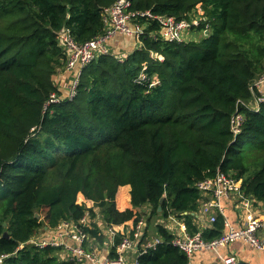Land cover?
I'll return each instance as SVG.
<instances>
[{
  "label": "trees",
  "instance_id": "16d2710c",
  "mask_svg": "<svg viewBox=\"0 0 264 264\" xmlns=\"http://www.w3.org/2000/svg\"><path fill=\"white\" fill-rule=\"evenodd\" d=\"M116 1L0 0V254H9L7 264H80L62 257V247L31 240L86 213L100 245L102 224L136 222L145 206L148 222L175 215L195 234L205 198L196 183L219 168L264 206V101L257 105L251 89L264 74V0H133L131 10L177 19L201 5L209 33L168 42L157 21H144L141 45L126 59L108 54L88 64L70 100L55 83L66 61L59 33L68 28L79 43L103 35V10ZM52 94L63 100L48 105ZM236 113L243 115L238 133ZM124 185L132 208L122 211L116 195ZM80 193L93 206L79 203ZM148 228L140 264H190L162 225L161 241L144 251ZM224 228L218 214L202 235L212 240Z\"/></svg>",
  "mask_w": 264,
  "mask_h": 264
},
{
  "label": "built area",
  "instance_id": "2783aa9c",
  "mask_svg": "<svg viewBox=\"0 0 264 264\" xmlns=\"http://www.w3.org/2000/svg\"><path fill=\"white\" fill-rule=\"evenodd\" d=\"M132 1L117 0L113 5L105 8L102 13L105 33L94 39L79 43L70 29L64 28L60 31L59 41L66 53L65 71L74 72L73 81L66 96L68 99H73L77 94L83 69L100 56L112 54L108 41L119 33L135 37L136 42L141 45V37L149 20L157 21L162 39L168 42L186 41L188 40L187 37L197 30L204 34L209 32L210 24L201 5L194 8L188 17L177 19L174 16L157 15L150 10H131ZM139 79L145 80L146 74L142 72ZM251 89L253 92L255 89L258 90L255 103L259 105L260 102L264 101V74L252 83ZM62 100V96L52 94L48 105ZM242 120L243 115L240 113L232 116L231 124L234 133L240 132ZM196 186L204 193L205 197L200 203L199 213L208 216L211 223L215 222L218 214H222L224 216V231L218 238L207 240L200 230L195 234H190L186 230L183 234L174 236L172 243L175 246L191 257L196 252L217 251L222 246L243 239L264 252V214H256L255 202L257 200L245 194L240 180L226 174L219 168L213 177L197 182ZM223 199L235 200L238 207L244 210L245 221L243 225L235 227L230 223L225 214ZM141 212L144 215L138 217L136 222L133 220V225L129 230L124 229L126 223L112 226L102 224L101 227L105 229L103 245L94 242L87 231L92 226L89 213L78 220L61 221L53 229L55 238L31 240V242L39 246L62 247L65 255L66 252L68 253V256L65 257L80 264H140L139 252L134 256H131L130 253L134 252L135 249L139 250V241L145 235L148 224L146 217L150 215L151 208L145 206ZM174 216L170 215L169 217L173 219ZM118 234H122L123 237L120 243L116 244L115 238ZM160 241V237H156L152 241L147 240L143 244L144 251L155 247ZM104 245L107 248L104 249ZM113 247L116 249L115 257L110 256ZM8 257L9 254H0V264H7L6 259ZM237 261L235 255L224 257L225 264H236Z\"/></svg>",
  "mask_w": 264,
  "mask_h": 264
},
{
  "label": "crops",
  "instance_id": "0c3cea01",
  "mask_svg": "<svg viewBox=\"0 0 264 264\" xmlns=\"http://www.w3.org/2000/svg\"><path fill=\"white\" fill-rule=\"evenodd\" d=\"M116 36L111 38L108 41V44L110 48L112 49L114 48L116 52L120 53L122 51L116 50L119 49L118 43L116 42V40L114 41ZM127 36L132 37L136 42L135 37L130 35ZM72 75L74 76V72L65 71V73L57 76V78L55 79V83L62 91V94H68L69 86L64 87L63 85L65 82L71 80V78L73 77ZM56 80H58V82ZM78 202L85 203L87 207L93 206V201L86 199V197L82 193H80L78 196ZM116 203L118 209L122 211L127 208H132L130 185H124L119 188L116 195ZM223 205L225 207V214L228 220L230 221V223L235 227H239L240 225H243L245 221L244 210L238 207L237 202L235 200L223 199ZM255 209L257 215L264 214V206L261 202L259 201L255 202ZM195 216H196L195 222L197 223L200 231H203L204 229L210 227L213 224L210 222L208 216H204L199 212L196 213ZM152 221L153 222L151 224L150 222L147 224V226H149L147 231L148 241H152L156 237H160L157 231L158 225H162L163 227H165L174 236L181 235L186 231V225L184 219L181 217L174 216V218L171 219L169 216L165 217L163 215H158L155 216L152 219ZM132 225H133V220H130L126 222V224L124 225V229L129 230L132 227ZM55 237L56 235L54 230L44 228L32 240L36 241V240L52 239ZM103 248L105 249L107 248V246L104 245ZM137 253L138 251L135 249V251L131 252L130 255L134 256L137 255ZM66 255L68 256L67 252ZM66 255L64 251L61 254L62 257H65ZM228 255H235L238 259L237 263L264 264V252L262 250L253 247L249 242L243 239L236 240L228 245L222 246L217 251L205 250V251L196 252L190 257V264H225L224 257Z\"/></svg>",
  "mask_w": 264,
  "mask_h": 264
},
{
  "label": "rangeland",
  "instance_id": "374dc122",
  "mask_svg": "<svg viewBox=\"0 0 264 264\" xmlns=\"http://www.w3.org/2000/svg\"><path fill=\"white\" fill-rule=\"evenodd\" d=\"M208 33L209 32H207L205 34H208ZM205 34L202 33V32H199L197 30L195 32H192L191 35L189 37H187L188 40H186V41H190V40H196V41H198V40L202 39L205 36ZM115 40H116V42L119 45V49H116V50H120L122 52L118 53V52L115 51L114 48L113 49L112 48H109V49H110V52L112 54H114L116 56L122 57L121 60L126 59L129 55H131L134 52L135 48H138L140 46V43L139 42L136 43L132 37H129V36L124 35V34H117V36L114 39V41ZM63 73H65V67H61V69L58 71L55 79L57 78V76H59V75H61ZM56 81L58 82V80H56ZM72 81H73V77L71 78V80L65 82L63 86L64 87L71 86ZM149 222L151 224L153 221L151 220Z\"/></svg>",
  "mask_w": 264,
  "mask_h": 264
},
{
  "label": "water",
  "instance_id": "95a60500",
  "mask_svg": "<svg viewBox=\"0 0 264 264\" xmlns=\"http://www.w3.org/2000/svg\"><path fill=\"white\" fill-rule=\"evenodd\" d=\"M163 200H164V198L161 199V201H163ZM159 210H161V207H159ZM36 216H38V214H36ZM46 228H47V227H46ZM4 235H5L6 237L9 236L8 232H5ZM137 248H138V246H137ZM236 264H239V263H236Z\"/></svg>",
  "mask_w": 264,
  "mask_h": 264
}]
</instances>
